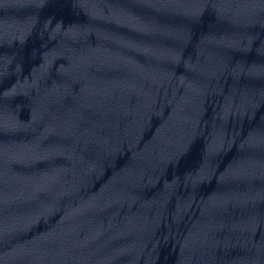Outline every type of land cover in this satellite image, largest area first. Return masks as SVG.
Masks as SVG:
<instances>
[{
  "label": "water",
  "instance_id": "water-1",
  "mask_svg": "<svg viewBox=\"0 0 264 264\" xmlns=\"http://www.w3.org/2000/svg\"><path fill=\"white\" fill-rule=\"evenodd\" d=\"M0 264H264V0H0Z\"/></svg>",
  "mask_w": 264,
  "mask_h": 264
}]
</instances>
